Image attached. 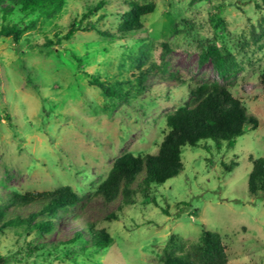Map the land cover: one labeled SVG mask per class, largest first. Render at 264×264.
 Here are the masks:
<instances>
[{
  "label": "rangeland",
  "instance_id": "obj_1",
  "mask_svg": "<svg viewBox=\"0 0 264 264\" xmlns=\"http://www.w3.org/2000/svg\"><path fill=\"white\" fill-rule=\"evenodd\" d=\"M6 5L13 4L0 0ZM137 9L142 28L119 35L122 17ZM74 18L93 28L66 39ZM7 23L24 30L17 45L0 36L5 219L39 209L14 201L27 192L62 190L78 201L50 233L3 227V264H158L178 252L174 240L195 241L203 229L220 236L228 264H264V195L248 191L251 159L264 157V0H66L50 16L14 7L5 20L0 14V26ZM210 45L224 57L220 67L214 55L204 56ZM91 78L119 92L106 95ZM212 82L255 125H244L232 147L210 139L185 145L176 176L143 194L142 171L127 195L106 200L98 187L115 159L155 154L169 131L166 116ZM90 225L111 243L97 248ZM76 231L85 242L69 240Z\"/></svg>",
  "mask_w": 264,
  "mask_h": 264
},
{
  "label": "trees",
  "instance_id": "obj_2",
  "mask_svg": "<svg viewBox=\"0 0 264 264\" xmlns=\"http://www.w3.org/2000/svg\"><path fill=\"white\" fill-rule=\"evenodd\" d=\"M13 5L0 7L3 20L15 7L18 13L23 15L35 14V16H50L60 9L66 0H9ZM89 6L85 12L92 14L101 3ZM149 11V10H148ZM138 9L126 13L122 17V23L118 28L121 36L138 32L142 25L138 21ZM75 18L69 23L64 38L68 39L76 30H87L93 28L88 22L81 25ZM24 28L16 23L2 24L0 36H10L17 45ZM52 41L46 40L49 46ZM215 56L218 67L224 62L216 46L210 45L204 51V56ZM90 84L99 86L106 95H115L118 90L104 85L97 79L91 78ZM192 93V101L186 102L175 111L166 116L168 133L159 145L155 154L134 155L126 152L113 162L107 176L99 184V192L106 199H112L117 194L127 195L129 185L135 176L143 171L138 187L146 194L152 185L163 184L167 179L176 176L182 170L181 150L185 145L197 146L200 141L210 139L220 146L225 142L227 147L235 144L236 138L243 134V126L255 125V119L248 115L246 108L238 100L234 99L229 91L216 82L196 86ZM234 162L223 164L226 171H230ZM248 191L252 195H264V157L251 159V170L248 176ZM14 201L18 205L38 203L39 209L30 212L26 217L14 216L7 218L5 207L0 205V230L3 227L24 225L37 234L43 235L56 229L65 214L70 213L78 198L71 192L62 190L27 192L16 195ZM4 217V219H3ZM90 236L97 248H103L111 243L112 238L103 229H94L89 226ZM82 240L81 232H74L69 240ZM85 242V241H84ZM178 252H166L163 260L158 264H228V256L220 236L210 230L203 229L197 240L189 243L174 240ZM6 259L0 256V264Z\"/></svg>",
  "mask_w": 264,
  "mask_h": 264
}]
</instances>
